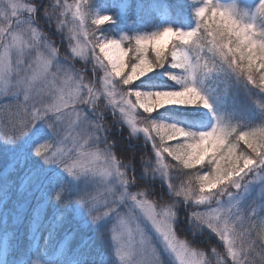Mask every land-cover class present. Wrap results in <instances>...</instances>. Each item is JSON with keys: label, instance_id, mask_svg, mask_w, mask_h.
I'll use <instances>...</instances> for the list:
<instances>
[{"label": "snow or ice", "instance_id": "6c2138e0", "mask_svg": "<svg viewBox=\"0 0 264 264\" xmlns=\"http://www.w3.org/2000/svg\"><path fill=\"white\" fill-rule=\"evenodd\" d=\"M85 5H87V0H81L75 4V10L72 11L73 26L69 28V40L71 42L72 39H77V45L71 48V52L76 56L86 58L87 44L92 45V56L104 71L103 94L108 102L106 107L111 106L113 111L117 109L119 111L118 101L114 102L111 99L116 91L114 80L118 76L111 75L113 69L108 62L105 63L106 58L102 54V49L115 46L116 51L129 54V51L133 53L135 45L150 43L152 48L165 50L171 45V53L182 51L188 64H191L196 58L204 55V49L207 51L219 50L217 40L226 31L220 20L221 13H224L233 24L244 29L248 33L250 43L257 46L256 55H247L245 51H241L239 42L233 44L226 53H223L233 57L235 61L233 70L244 76L255 87L257 81L255 70H264V59H261L259 55L260 51H264V31H258L255 23L244 22L238 18L234 10L215 5L213 0H205L203 6L195 10L198 23L190 30L164 27L162 30L150 34L134 37L124 35L119 39H109L104 36L96 37L94 32L90 34L86 27V21L89 17H94L91 21L93 25H101L110 21L111 17L100 15L94 11H84ZM53 8L57 11L63 9L64 11L59 12V15L63 16L65 12L73 9V5L68 4L67 0L64 3L56 0ZM38 10L36 5L24 3V0H10L6 11L0 14V19L5 22V24H0V41H3L0 43V49H3L0 51V95H7L11 92L12 96L17 99L21 94L23 95V103L17 104V111L14 114L18 119H13L10 126L5 127L3 138L10 140L22 137L32 132L38 122L43 121L50 129L51 135L35 147V153L38 156L45 160L55 161L69 170L76 168L96 169L99 166L100 175L106 178V182L102 191H97L96 195H88L87 204L90 212L98 213L101 204L109 211L115 212L116 223L112 227V238L116 243V255L121 264H164L159 250L152 245L151 239L147 235L146 225H150L155 230L163 243L164 250L170 253L178 264H186L185 253L188 251H195L198 255H203V253L190 247L186 240L177 238L174 229L177 216L176 211H174L176 205L172 207H169L168 204L158 206L147 198V192L130 191V180L126 172L122 170L128 165L117 160L110 150L111 146L104 150L103 156L99 149H95L94 146L100 141L98 134L106 131V128L102 127L100 123L102 113L97 111L99 95L90 85L84 82L80 84V89L84 95L86 90L87 102L83 105L92 106L91 112L95 118L84 111L82 114L78 110L81 104H67L63 101L64 88L61 87L60 73L71 70L59 62L57 49L47 43L43 34L33 26L35 20L32 14ZM24 12L29 14L27 18H22ZM55 14V11L50 12L48 8L44 9V15L49 20ZM255 14L264 17V0H261ZM13 20L15 21L14 24L12 23ZM67 23V21L57 18L58 28ZM6 33L7 35H5ZM81 34L84 37L91 35V39H88L83 46L79 41ZM209 36H211V40L208 39ZM9 37H11L10 40ZM125 42L127 47L123 46ZM96 47L99 48V53L103 55V59L96 53ZM33 50H35V57L25 64V57L29 56ZM13 53L16 56L15 66H13ZM193 53L195 55H192ZM165 65L166 61L163 67ZM169 66L173 68L172 64ZM53 67L56 69L55 72L51 71ZM13 73L16 76L15 81L12 80ZM76 78L83 81L78 73ZM259 81V89L264 91V71L259 74ZM65 87L68 85L65 84ZM131 87L140 89L136 83L132 84ZM191 91L192 98L189 104L196 105L199 101V104L210 107L207 99L201 95L198 89H191ZM50 95L56 97L52 103L48 102ZM146 114L141 116L149 123H169L157 121L148 113ZM125 120L133 133L142 130L147 136L157 160V167L151 171L155 174L158 173L167 181L169 165L163 163V154L167 153L164 149L171 145L165 146V143L162 145L159 139L157 141V136L152 135L153 132H145L142 128H133L128 119L125 118ZM203 132L221 137L225 151L234 153L237 159L235 162L228 163L221 172L214 176L212 187L214 195L210 198L194 201L197 205L215 201L217 207L207 212L193 211L189 218L197 227H207L211 233L216 234L224 242L227 248V256L231 258L232 264H249V260L253 264H264V220L260 219L257 223L254 219L256 218L254 209L245 213L237 207L235 202L225 205L221 199V197L232 199L231 188L245 187L248 183V177L254 169L264 170V151L261 150L264 149V126L238 130L235 127L229 128L218 123L210 130ZM39 135L40 132L37 131V136ZM239 141H245L252 154L255 155V159L246 152L236 154ZM145 171L148 173L149 168H145ZM199 175L202 176L204 173ZM110 178L112 182H109ZM167 185L169 191L175 195L174 186L171 183ZM120 207H124L126 211H119ZM101 215L106 216L108 213L105 212ZM164 215H168L171 220L167 228L162 227L160 222V217ZM133 224L135 225L134 228L132 227ZM253 231L256 232V238L252 237ZM134 233L140 237L136 243L133 242ZM257 239L260 241L258 247ZM237 242L239 248L234 247ZM149 254L152 257L150 260L147 259ZM218 264H227V261L220 260Z\"/></svg>", "mask_w": 264, "mask_h": 264}, {"label": "trees", "instance_id": "16d2710c", "mask_svg": "<svg viewBox=\"0 0 264 264\" xmlns=\"http://www.w3.org/2000/svg\"><path fill=\"white\" fill-rule=\"evenodd\" d=\"M37 4L38 11L34 13L35 24L42 30L56 47L58 57L73 68L81 71L86 79L91 81L95 87H100L98 66L92 62L93 59L82 60L74 57L71 52L69 40V28L72 27L70 14L60 16L53 5L56 0H27ZM63 0H60L62 3ZM261 0H213L215 5L221 8H228L231 4L236 8L237 17L244 22L251 21L257 26L258 31H264V17L256 15V9ZM205 0H87L85 5L87 11H94L98 6H106L112 19L101 25H93L92 17L86 21L87 31L95 33L96 37L114 35L118 28L126 26L131 37H134L135 30L151 31L163 20L162 13L168 8L171 11V22L174 29L186 30L195 27L198 17L195 10L203 6ZM124 6L122 14L120 7ZM56 14L49 20L44 15V9ZM245 10V11H244ZM243 13L241 16L240 14ZM124 15V16H122ZM57 18L67 20L66 25L57 27ZM133 33V34H131ZM91 39V35L89 36ZM211 40V36L208 37ZM126 43V42H125ZM127 45V43H126ZM98 49V47H96ZM151 53V50H149ZM169 60L163 68L155 69L149 76L135 81L136 86L142 90H160L175 88L178 85L169 77L160 73L170 68L171 45L166 49ZM203 54H209L207 49ZM195 55V53H193ZM136 60L133 53L129 51L127 67L129 68ZM195 62V61H194ZM127 68V69H128ZM261 69H256L257 80ZM198 79L203 83L217 104L221 119L226 127H235L238 130H247L256 126H264V91L252 85L247 79L237 74L226 65L220 71L196 72ZM119 79V78H118ZM117 82V81H116ZM123 86L124 88L131 87ZM12 99V98H11ZM10 99V100H11ZM16 99V98H15ZM0 100V126L10 124L12 111L17 110L16 100ZM97 103V111L102 113L100 123L106 131L99 133L100 141L96 146H111L110 150L121 163L128 165L129 179L133 182V188L146 189L147 196L156 203L167 205L173 200L177 201L174 211L177 213L175 231L179 239H185L189 246L196 248L206 255L212 264L216 263L214 252L223 253V242L220 238L209 231L207 227H197L189 218L191 213V202L185 203L183 198L175 197L168 190V183L179 189L186 183L188 177L193 173L203 174L210 170L206 159L201 165L193 169L184 168L174 157L164 153L165 164L168 168V180L159 179L152 173L148 161L154 162L153 150L150 143L142 133L134 134L123 123L121 117L108 108L102 100ZM83 111L90 116H95L82 104ZM142 115H147L139 111ZM155 120L167 119L172 123L181 125L187 129H202L210 124L211 117L203 110L184 109L178 107L160 108L151 114ZM145 126V125H144ZM0 130V235L11 232V250L6 256L4 264H29L38 258L43 250L49 264H120L112 247L108 230L104 225L97 226L92 221L84 223L76 215L78 204L74 197L83 195V190L78 185L71 183L65 174H57L55 171L47 172L43 167L41 174L36 181L30 182L25 189L21 190L24 181L32 169L40 167L41 159L33 156L28 148L24 154L15 156L13 149L2 144L3 133ZM152 135H155L153 132ZM106 140V143H105ZM158 141V137H157ZM17 138L12 144L18 145ZM172 140L169 142L171 143ZM264 151V149H261ZM238 151L250 154L254 159L251 149L245 141L238 142ZM145 168H149L148 173ZM49 173V174H48ZM50 175V176H49ZM61 187L64 189L60 200L50 201L41 210L42 202L46 192L50 189ZM60 188V189H61ZM41 210V211H40ZM40 211V212H39ZM256 220H264V203L257 210ZM1 237V236H0ZM256 238V232H252ZM63 241L65 255H56L57 246ZM260 241L257 239V247ZM1 248V247H0ZM63 253V252H62ZM226 257V255H224ZM228 261V257H226ZM218 263V262H217Z\"/></svg>", "mask_w": 264, "mask_h": 264}, {"label": "clouds", "instance_id": "9594fccd", "mask_svg": "<svg viewBox=\"0 0 264 264\" xmlns=\"http://www.w3.org/2000/svg\"><path fill=\"white\" fill-rule=\"evenodd\" d=\"M10 0H0V14L6 11ZM109 16V15H108ZM111 17V16H109ZM112 19V17H111ZM226 31L218 38V51H208L209 54L196 58L195 63L188 64V61L182 51L171 53L170 59L174 69H179V73L168 72L166 75L174 81L178 87L160 90H142L132 87L124 88L122 86L132 85L135 81L148 75L157 68H162L165 61L169 60V55L163 48H152V45L143 44L133 47V56L136 63L132 64L131 71L125 72L127 63L125 57L128 54L123 51H116L115 46L102 49V54L105 56L108 64L113 69L112 76H118L119 82L115 84V93L111 96L112 101H117L119 97L118 107L123 117L127 118L133 128H140L137 125H145L142 129L145 132H154L160 143L163 145L166 141L177 140L179 143L165 148L164 151L172 155L180 165L184 168L193 169L197 165H201L206 159L210 165V171L204 172V175L193 173L188 177L186 183H183L179 189L175 190V197H182L185 201H199L203 198H210L214 193L212 187L214 176L221 172L228 163L235 162L237 157L234 153L226 152L225 145L221 137L215 134H207L203 131H192L180 126L176 123H149L143 116L136 117L134 114L137 109L142 110V113L151 115L153 112L166 105H191L189 101L192 98L191 89H197L191 82L197 71L212 72L220 71L222 66L226 65L233 70L235 63L232 56L223 54L230 49L233 44L239 42L241 51H245L247 55H256V45L251 44L248 40V33L244 29L233 24L232 21L224 14H220ZM250 32V30H249ZM115 39V38H114ZM151 50V53L150 51ZM260 58L264 59V51L259 52ZM123 69V71H120ZM234 71V70H233ZM61 87L64 88L63 101L67 104H83L86 103V97L80 89L82 80L77 79L76 75L71 71L61 72ZM65 84L68 87H65ZM256 87H260L259 79L256 81ZM179 93V94H177ZM55 96H49V103L54 102ZM199 104V101H197ZM83 114V111L80 110ZM99 149L98 146H94ZM108 146L105 147V149ZM104 149V150H105ZM104 150L99 149L102 156ZM43 159V158H42ZM46 164L55 163L43 159ZM59 165V164H58ZM73 180H78L85 174L100 177V184L104 186L106 178L100 175L99 166L96 169H72L69 170L63 165H59ZM170 167V165H169ZM102 186V187H103ZM102 187H97L99 190ZM138 191L146 192V189ZM64 189L61 188L54 193L55 199L60 200ZM77 203L85 207L89 218L93 223H97L103 219V216L97 212H90L87 204V199L84 195L74 197ZM83 201V202H82ZM152 201V200H151ZM177 201L173 200L168 204L169 207L176 205ZM162 227L167 228L170 223V217L164 215L160 217ZM234 247L239 248V243L234 244ZM186 264H208L203 259L202 254H197L195 251L185 253ZM249 264H253L249 260Z\"/></svg>", "mask_w": 264, "mask_h": 264}, {"label": "rangeland", "instance_id": "374dc122", "mask_svg": "<svg viewBox=\"0 0 264 264\" xmlns=\"http://www.w3.org/2000/svg\"><path fill=\"white\" fill-rule=\"evenodd\" d=\"M64 2H65V0H63L62 3H64ZM77 2H81V0H67L68 4H72L73 5V9L68 10L67 12H65L64 16H66L69 13L70 17H71L70 18L71 22H72V11L75 10V4ZM24 3H29V4H33V5L37 6L36 3L29 2L27 0H24ZM229 5L230 6L228 8L234 10L235 13L237 14L238 11L236 10V8L234 6H232L231 4H229ZM124 8H125L124 6L120 7V11H119L120 14H122ZM61 10H63V9H61ZM84 11H87L86 7H84ZM94 12L98 13L100 15H109V16H111L110 12L108 10V7H106L104 5L96 7L94 9ZM28 15H29L28 13L24 12V13H22V18H27ZM32 15H33V18H34V14H32ZM240 15L242 16L243 13H241ZM122 16H124V15H122ZM162 17H163L162 18L163 20L159 23V25L155 29H153L151 31H143V30L141 31V30H137L136 29L135 30L136 31L135 34H133V33H131V34H133L134 36L143 35V34H150L152 32L162 30L164 27H172L173 28L171 20H170L171 19V11H170V9L167 8L162 13ZM93 18L94 17H92V19ZM250 19H251V21H249V22L255 23L254 20H253V17H250ZM34 20H35V18H34ZM65 21H67V20H65ZM12 23L14 24L15 21L13 20ZM0 24H5V22L2 19H0ZM71 25L73 26L72 23H71ZM33 26L36 27L43 34V37L45 38L47 43H49L53 47H55V45L47 37H45V34L42 32V30L36 24H34ZM86 27H87V25H86ZM192 28H194V27H192ZM192 28H187L186 30H190ZM5 35H7V33ZM124 35H127V36L131 37L126 26H122V27L118 28L117 32L114 35L104 36V37H108L109 39H114V38L115 39H119V38H121ZM10 39H11V37H9V40ZM88 39H89V37H84L83 34H81V36L79 37L80 44L83 46L84 44L87 43ZM165 39H170V38H165ZM2 42L3 41H0V43H2ZM76 45H77V39H72L71 40V48L76 46ZM123 46L127 47L126 43H124ZM87 49H88V52H87V57L86 58L85 57H79V56H76L75 54H73L74 57L81 58L82 60H88V58L91 59V60L93 59L92 62L97 64L96 60L92 56V51H91L92 45L91 44H87ZM41 50L43 51V49H41ZM0 51H3V49H0ZM95 51L103 59V55L101 53H99V48L95 49ZM184 51H186V49H184ZM34 57H35V50H33L29 56L25 57V64L29 63ZM57 57H58V53H57ZM12 59H13V66H15L16 56H15L14 53H13ZM125 59H126V63H127V57ZM58 60H59V62L62 65H64L65 67L69 68L71 70L72 74L76 75L78 73L79 76L83 78V82L85 84L90 85L91 87H93L97 91V93L99 95V99H98L97 103L101 102L100 100H102L104 102V104H105V106H104V108H105L108 102H107V98L103 94L104 93V83H103L104 71H103V69L100 68V66L97 64L98 71H99V75L97 77L99 78V84H100V87L98 88V87L93 86L91 84V81L86 79V76L83 73H81V71L73 68L69 64H66V63L64 64V62L59 57H58ZM105 63H107L106 60H105ZM134 63H136V61ZM193 63H195V62L193 61ZM131 66L129 68L127 67L128 69L126 68L125 72H130L131 71ZM51 71L55 72L56 71L55 67H53L51 69ZM179 71H180L179 69H174V68L170 67L169 69L162 70L160 74L162 76L168 77L166 75V73H168V72L179 73ZM151 73H149L145 77L149 76ZM29 75H30V73H29ZM145 77H143V78H145ZM15 79H16V76H15V73H13L12 80L15 81ZM118 82H119V79L115 78L114 83H118ZM191 82L195 85V87L198 89V91L201 93V95L204 96L205 99H207L208 104L210 105V107H206L203 104H196V105H166V106H164L162 108L171 106V107H178V108H184V109L189 108V109L203 110L207 115H209L211 117L210 124H209L208 127L202 128V129H198V130L189 129V130H192V131H196V132L207 131V130H210L211 128H213L214 126H216L218 123L220 125H222V126H226L224 121L221 119V115H220L221 112H220L217 104L215 103L214 98L212 97L210 91L206 87H204L203 83L198 79L196 73H195L194 78L192 79ZM85 95H86V90H85ZM11 98L13 100L16 98V97L12 96L11 92H9L7 95H0V100L1 101H6L7 102L6 99L10 100ZM15 100H16V103L22 104L23 103V95L21 94L19 96V99L16 98ZM116 100L118 101L119 97H116ZM85 106L91 112V107L92 106L91 105H85ZM106 108H108L112 112H115L116 114H118L121 117V120L123 121V123L127 124L128 128L132 132L130 125L126 122V120L122 116V114L119 113L118 109L116 111H113L111 106H107ZM78 110H82L83 111L82 104L79 105ZM139 111H141V110L137 109L136 113L134 114V116H136V117L141 116ZM15 113L12 111V114H15ZM13 119H18V117L13 115L12 120ZM158 121H164V122L172 123V122H170V121H168L167 119H164V118H161ZM9 126H10V124H7V123L4 124L2 130H1L2 126H0L1 133H3V130L5 129V127H9ZM137 126L140 127V128L144 127V125H141V124H138ZM37 131L40 132L39 136H37ZM137 133H142L144 138L150 143V146L152 147L151 142L148 140L147 136L143 133L142 130H137V132H135L134 134H137ZM50 135H51L50 129H48L47 125L43 121H40V122L37 123L36 127L33 129L32 132H30V133H28V134H26V135H24L22 137H17V141H19L18 145H15V144L11 145V142L16 140V138H13V139H10V140H6V139L3 138L2 144L3 145L8 144V145H6V147H8L9 149H13L14 150L13 151V153H15L14 158L16 156L24 154L25 150H27V148H28L29 152L33 156L39 157L41 159V161L39 163L40 167H36V168L32 169V171L26 177V179L24 181V185L21 188V190L25 189L26 186L30 182H32V181L34 182V181H36L39 178V176L41 174L40 169H42V167H43L49 173L52 172V171H55V173H57V174H65L67 176V178H69L71 180V183H73L75 186L78 185L81 188V190H83V195L86 198H88V195H96L97 191H102L103 190L102 188L97 190V187H102L103 186V185L100 184V179H101L100 177L93 176L91 174H85V175L81 176L78 180H73V179H71L68 176V174L58 164H55V163L46 164L44 162V160L35 153V147L37 146V144L40 143L41 141H43L44 139H47ZM169 142L170 141H166L165 146H169V145L175 144V143H177V140H172L171 143H169ZM99 149L104 150L105 147L104 148L103 147H99ZM152 150H153V148H152ZM240 153H242V152L238 151V145H237L236 154L239 155ZM153 158H154V162L152 163V161H148V163L151 165V168L154 169V168L157 167V160H156L154 151H153ZM163 163L165 164L164 154H163ZM122 170L126 172L128 178H129V175H130L129 171L126 170V168L122 169ZM155 176L157 178H159V179H164L158 173L155 174ZM253 177H256V178H253ZM109 182H112L111 178H110ZM133 185H134L133 182L130 181V186H129V190L130 191L139 190L137 188H133L132 189L131 187H133ZM60 188L61 187H56V188H54L55 190L50 189V190H48L46 192V194H45L46 197L44 198V200L42 202L41 210L43 208H45L50 201L55 199L54 193L56 191H58ZM168 190H169V188H168ZM231 191L233 193V198L232 199H230L229 197H221V199H222V201L224 202L225 205H227L229 203H232V202H235L237 204V207L240 210H242L243 212L248 213L249 211H252L254 209L255 213H256L257 210H259L261 205L264 203V170L254 169L252 174L249 175L248 183H247V185L245 187H242L240 189L231 188ZM147 198L150 199L148 196H147ZM189 202H191V203L188 204L190 206L191 212H193V211L207 212V211H210V210L215 209L217 207L215 201H212L210 203L200 204V205L195 204L194 201H189ZM154 203L157 204L158 206L165 205V203L164 204H161V203L159 204V203H156V202H154ZM118 210L121 211V212L126 211V209L124 207H120ZM158 210H159V207H158ZM105 212H107L108 215L103 216V219L100 220L99 222L95 223V224L97 226L104 225L107 228L108 235H109V238L111 240L112 247L114 248L115 253H116V243H115V241L112 238V236H113L112 227L116 223V214H115L114 211H109L107 208H105L101 204V206L98 208V213L102 214V213H105ZM76 215L79 218H81V220L84 223L92 221L89 218V215H88L85 207L82 206L81 204H78V207L76 209ZM0 218H1V216H0ZM176 222H177V216H176V219H175V222H174V229H175ZM132 227L134 228L135 225L133 224ZM237 227H239V226L237 225ZM146 228H147V235L150 237L152 245H154L159 250L160 256L163 259L164 264H178V262L174 261V259L171 256V254L164 250L163 243L160 240V238L157 236L155 230L152 229L150 225H146ZM0 236H1L0 237V247H1L0 248V264H4L5 261H6V256L8 255V253L11 250L10 239H11L12 233L11 232H5V233L3 232V233H1ZM139 239H140L139 235L134 233L133 234V242L136 243V242L139 241ZM180 240H185V239H180ZM223 247H224L223 248V253L224 254H222L220 252H217V251L214 252V256L216 257V263L215 264H218L217 262H219L220 260H226L227 264H232L231 258L227 256V248L225 247L224 242H223ZM193 249H195L197 252L203 253V251H200V250H198L196 248H193ZM65 250L66 249H65L64 242L61 241L59 243V245L57 246L56 255H60L61 254L62 256H64L65 252H66ZM224 255H226V257H228V259L230 261H228ZM117 258H118L119 263L121 264L118 256H117ZM147 259H149V260L152 259L150 254L147 256ZM203 259L205 261H207L208 264H212L211 261H209L206 258V255L204 253H203ZM29 264H49V263H48V260H46V258H45V252L42 250L39 253L38 258H35L34 261L29 263Z\"/></svg>", "mask_w": 264, "mask_h": 264}]
</instances>
